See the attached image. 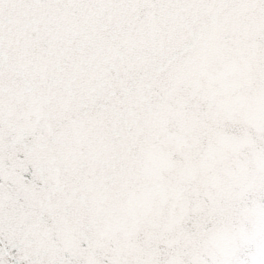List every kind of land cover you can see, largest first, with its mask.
Segmentation results:
<instances>
[{
	"label": "snow or ice",
	"instance_id": "6c2138e0",
	"mask_svg": "<svg viewBox=\"0 0 264 264\" xmlns=\"http://www.w3.org/2000/svg\"><path fill=\"white\" fill-rule=\"evenodd\" d=\"M0 264H264V0H0Z\"/></svg>",
	"mask_w": 264,
	"mask_h": 264
}]
</instances>
